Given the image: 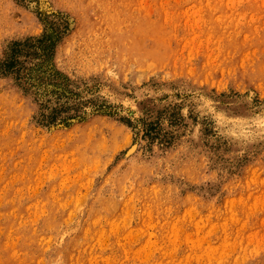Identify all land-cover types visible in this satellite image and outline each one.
Segmentation results:
<instances>
[{
  "label": "rangeland",
  "instance_id": "374dc122",
  "mask_svg": "<svg viewBox=\"0 0 264 264\" xmlns=\"http://www.w3.org/2000/svg\"><path fill=\"white\" fill-rule=\"evenodd\" d=\"M45 34L0 67V264H264V0H0V63Z\"/></svg>",
  "mask_w": 264,
  "mask_h": 264
},
{
  "label": "trees",
  "instance_id": "16d2710c",
  "mask_svg": "<svg viewBox=\"0 0 264 264\" xmlns=\"http://www.w3.org/2000/svg\"><path fill=\"white\" fill-rule=\"evenodd\" d=\"M55 38H57V35L55 34H49V35H44L41 39L35 40L34 45H29L31 44L30 41H25L24 43H14L7 55V58L0 63L1 69H3L4 73L7 74H13L18 77L20 75V72L23 69V64L24 62L20 61V57L25 54V57L28 55H31L33 52V49L35 48L36 51V56H48L49 51L54 50L55 44L54 41ZM31 49V51H25V53H22L23 50L26 49ZM29 52V53H28ZM42 54V55H41ZM23 78H27L26 80L30 81L31 77L28 75L29 72L26 71L24 68L23 72ZM64 110L66 112L67 108L64 107V105H61L59 108H54L47 116L41 115L43 118V121L46 122L47 124H52L54 123L57 119L60 118V113Z\"/></svg>",
  "mask_w": 264,
  "mask_h": 264
},
{
  "label": "bare ground",
  "instance_id": "6f19581e",
  "mask_svg": "<svg viewBox=\"0 0 264 264\" xmlns=\"http://www.w3.org/2000/svg\"><path fill=\"white\" fill-rule=\"evenodd\" d=\"M158 31H159V30H158ZM225 35H227V34H225ZM147 39H148V38H147ZM148 40H149V39H148ZM234 42H235V41H234ZM232 43H233V42H232ZM236 43H237V42H236ZM234 45H235V44H234ZM237 47H238V46H237ZM239 48H240V47H239ZM234 49H235V48H234ZM236 49H237V48H236ZM224 57H226V56H224ZM224 57H223V58H224ZM234 57H235V56H234ZM234 57L231 56V58H234ZM218 60H219V59H218ZM222 60H223V59H222ZM229 60H230V59H229ZM231 60H232V59H231ZM226 61H227V60H226ZM205 63H207V62H205ZM220 63H221V62H220ZM245 63H246V62H245ZM211 64H214V63H211ZM224 64H225V63H224ZM230 64H231V63H230ZM239 64H240V63H239ZM243 64H244V63H243ZM200 65H201V64H200ZM205 65H206V64H205ZM214 65H215V64H214ZM214 65H213V66H214ZM218 65H219V64H218ZM226 65H227V63H226ZM244 65H245V64H244ZM202 66H203V65H202ZM202 66H201V68H202ZM237 66H238V65H237ZM262 66H263V64H262ZM210 67H211V66H210ZM214 67H215V66H214ZM230 67H231V66H230ZM208 68H209V67H208ZM234 68H235V67H234ZM234 68H233V69H234ZM247 68H248V67H247ZM253 68H254V67H253ZM262 68H263V67H262ZM229 69H230V68H229ZM216 70H217V67H216ZM235 70H236V69H235ZM240 70H241V69H240ZM204 71H205V69H204ZM252 71H253V70H252ZM200 72H201V71H200ZM214 72H215V71H214ZM222 72H223V71H222ZM230 72H231V71H230ZM230 72H229V73H230ZM207 73H208V72H207ZM229 73H227V74L229 75ZM244 73H245V72H244ZM246 74H247V73H246ZM232 75H233V74H232ZM233 76H234V75H233ZM242 76H244V75H242ZM234 77H235V76H234ZM204 78H205V77H204ZM215 78H216V77H215ZM235 78H236V77H235ZM207 80H208V79H207ZM220 80H221V79H220ZM209 81H210V80H209ZM90 122H91V121H90ZM13 135H14V134H13ZM8 136H9V135H8ZM11 136H12V135H11ZM49 136H51V135H49ZM49 136H48V137H49ZM13 137H14V136H13ZM11 138H12V137H11ZM14 138H15V137H14ZM16 138H17V137H16ZM16 138H15V139H16ZM50 139H52V138H50ZM12 140H13V139H12ZM7 142H10V141H7ZM16 142H17V141H16ZM43 142H44V141H43ZM36 143H37V142H36ZM11 147H12V146H11ZM11 147H10V148H11ZM33 147H34V146H33ZM37 147H38V146H37ZM41 147H42V146H41ZM13 148H14V146H13ZM27 148H28V147H27ZM34 148H35V147H34ZM24 151H25V150H24ZM24 151H23V152H24ZM31 151H32V150H31ZM31 151H30V152H31ZM26 152H27V149H26ZM30 152H29V153H30ZM22 154H23V153H22ZM38 154H39V153H38ZM28 155H29V154H28ZM31 155H32V154H31ZM34 155H35V154H34ZM34 155H33V156H34ZM33 156H32V157H33ZM35 156H36V155H35ZM43 156H44V155H43ZM9 157H10V156H9ZM28 157H29V156H28ZM35 158H36V157H35ZM12 159H13V157H12ZM21 159H22V158H21ZM24 159H25V156H24ZM27 159H28V158H27ZM3 160H4V157H3ZM6 160H7V159H6ZM35 160H36V159H35ZM20 162H21V161H20ZM26 162H27V161H26ZM32 163H33V162H32ZM30 168H31V167H30ZM25 171H26V170H25ZM31 171H32V168H31ZM22 172H23V171H22ZM23 173H24V172H23ZM24 174H25V173H24ZM28 175H30V174H28ZM32 176H33V175H32ZM150 192H151V191H150ZM150 192H149V193H150ZM150 194H151V193H150ZM154 194H155V193H154ZM155 196H156V195H155ZM5 200H6V199H5ZM225 203H226V202H225ZM233 206H234V205H233ZM146 207H147V206H146ZM99 211H100V210H99ZM28 212H30V211H28ZM1 213H2V212H1ZM20 213H21V212H20ZM3 214H4V213H3ZM6 214H7V213H5V215H6ZM10 214H11V213H10ZM18 214H19V213H18ZM1 216H2V215H1ZM13 216H14V215H12L11 217H13ZM16 216H17V215H16ZM22 216H23V215H22ZM189 216H190V215H189ZM5 217H6V216H5ZM25 217H26V216H25ZM60 217H61V216H60ZM120 217H121V216H120ZM1 218H2V217H1ZM7 218H8V215H7ZM18 218H19V217H18ZM192 218H193V217H192ZM2 219H3V218H2ZM4 219H5V218H4ZM4 219H3V220H4ZM13 219H15V218H13ZM231 219H232V218H231ZM8 220H9V219H8ZM22 220H23V219H22ZM12 221H13V220H12ZM20 221H21V220H20ZM188 221H189V220H188ZM21 222H22V221H21ZM21 222H20V223H21ZM88 222H89V221H88ZM11 223H12V222H11ZM225 223H226V222H225ZM117 224H118V222H117ZM17 225H19V224H17ZM212 227H213V226H212ZM19 228H20V226H19ZM19 228H18V229H19ZM210 228H211V227H210ZM227 228H228V226H227ZM2 229L4 230V228H2ZM7 229H8V228H7ZM178 229H179V228H178ZM138 230H139V229H138ZM0 231H1V229H0ZM6 231H7V230H6ZM10 231H12V229H11ZM32 231H33V230H32ZM103 231H104V230H102V232H103ZM13 232H14V230H13ZM13 232H12V233H13ZM19 232H20V231H19ZM22 233H23V232H22ZM192 233H193V232H192ZM218 233H219V232H218ZM3 234H4V233H3ZM6 234H7V233H6ZM23 234H24V233H23ZM136 234H137V233H136ZM199 234H200V233H199ZM12 235H13V234H12ZM12 235H10V236L12 237ZM31 235H33V234L31 233ZM196 235H197V232H196ZM3 236H4V235H3ZM6 236H7V235H6ZM201 236H202V235H201ZM14 237H15V236H14ZM14 237H13V238H14ZM21 237H22V236H21ZM4 238H5V237H4ZM6 238H7V237H6ZM155 238H156V237H155ZM8 239H9V238H8ZM196 239H197V237H196ZM0 240H1V239H0ZM4 240H6V239H4ZM4 240H3V241H4ZM71 240H72V239H71ZM71 240H70V241H71ZM202 240H204V238H203ZM9 241H10V240H9ZM9 241H8V242H9ZM149 241H150V240H149ZM13 242H14V241H13ZM13 242H12V243H13ZM64 242H65V241H64ZM147 242H148V241H147ZM80 243H81V242H80ZM85 243H86V242H85ZM122 243H123V242H122ZM153 243H154V242H153ZM161 243H162V242H161ZM5 244L7 245V243H5ZM38 244H39V241H38ZM104 244H105V243H104ZM154 244H155V243H154ZM81 245H82V244H81ZM150 245H151V243H150ZM156 245H157V244H156ZM160 245H161V244H160ZM162 245H163V244H162ZM228 245H229V243H228ZM2 246H3V244H2ZM31 246H33V245H31ZM98 246H99V245H98ZM145 246H146V245H145ZM191 246H192V245H191ZM232 246H234V245H232ZM6 247H7V246H6ZM23 247H24V246H23ZM197 247H198V246H197ZM42 248H43V247H42ZM45 248H46V247H45ZM159 248H160V247H159ZM35 249H36V248H35ZM172 249H173V248H172ZM172 249H171V252H172ZM239 249H240V248H239ZM1 250H2V248H1ZM6 250H7V249H6ZM6 250H5V251H6ZM18 250H19V249H18ZM102 250H103V249H102ZM144 250H145V249H144ZM150 250H151V249H150ZM10 251H11V250H10ZM14 251H15V250H14ZM27 251H28V250H27ZM29 251H30V250H29ZM43 251H44V250H43ZM57 251H58V250H57ZM124 251H125V250H124ZM156 251H157V250H156ZM173 251H175V250H173ZM19 252H20V251H19ZM148 252H149V251H148ZM150 252H151V251H150ZM176 252H177V251H176ZM11 253H12V252H11ZM49 253H50V252H49ZM3 254H4V253H3ZM29 254H30V253H29ZM42 254H43V253H42ZM44 254H45V252H44ZM153 254H154V253H153ZM165 254H166V253H165ZM170 254H171V253H170ZM170 254H168V255H170ZM180 254H181V253H180ZM11 255H12V254H11ZM18 255H19V254H18ZM35 255H36V254H35ZM47 255H48V254H47ZM40 256H41V255H40ZM155 256H156V255H155ZM199 256H200V255H199ZM199 256H198V257H199ZM186 257H187V256H186ZM192 257H193V256H192ZM17 258H18V257H17ZM24 258H25V257H24ZM24 258H23V259H24ZM32 258H33V257H32ZM135 258H136V257H135ZM3 259H4V258H3ZM5 259H6V258H5ZM37 259H38V258H37ZM41 259H42V258H41ZM43 259H44V258H43ZM43 259H42V260H43ZM49 259H50V258H49ZM16 260H17V259H16ZM20 260H21V259H20ZM103 260H104V259H103ZM31 261H32V260H31ZM31 261H30V262H31ZM63 261H64V260H63ZM150 261H151V260H150ZM1 262H2V261H1ZM11 262H12V259H11ZM20 262H21V261H20ZM20 262H19V263H20ZM159 262H160V261H159ZM40 263H41V261H40ZM91 263H92V262H91ZM141 263H142V262H141ZM219 263H220V262H219ZM8 264H10V263H8ZM184 264H185V263H184Z\"/></svg>",
  "mask_w": 264,
  "mask_h": 264
}]
</instances>
